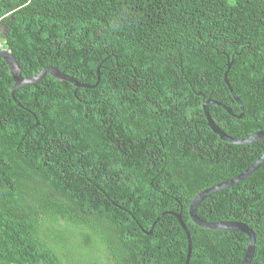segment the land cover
Returning <instances> with one entry per match:
<instances>
[{
	"label": "trees",
	"instance_id": "trees-1",
	"mask_svg": "<svg viewBox=\"0 0 264 264\" xmlns=\"http://www.w3.org/2000/svg\"><path fill=\"white\" fill-rule=\"evenodd\" d=\"M0 37L23 78L91 87L47 74L12 96L0 59V264H185L172 214L189 264H242L248 237L189 208L264 154L202 107L231 110L208 105L231 138L264 132V0H0ZM196 214L248 225L264 264V164Z\"/></svg>",
	"mask_w": 264,
	"mask_h": 264
},
{
	"label": "water",
	"instance_id": "water-1",
	"mask_svg": "<svg viewBox=\"0 0 264 264\" xmlns=\"http://www.w3.org/2000/svg\"><path fill=\"white\" fill-rule=\"evenodd\" d=\"M0 59H3L6 62L7 66L10 69L11 75L13 77L14 85L10 91L12 96H13L14 91L16 89L22 88V87L27 86V85L36 84L40 80H42L47 74L51 75L52 77H54L55 79H57L61 82H70L77 89L80 87L91 88V87H88L86 85H81L80 83H77L74 79H72L71 77L69 78L65 73H62L61 71H59L58 69H56L54 67H47L43 71H41L39 74L35 75L34 77L23 78L21 75L20 67H19L15 57L7 49L0 50ZM102 62L104 63L105 60ZM227 66H228V71H229L231 63L228 62ZM100 67H101V64L98 66V69H97L98 77H100ZM228 71H226L224 74V83L226 85H229L228 79H227ZM98 83H99V79H98ZM97 84L93 88H95L97 86ZM210 104H217L220 106H223V105L216 102V101H212L210 99L205 100L204 98H203V102H202L203 112H204V115L206 117V120L208 121V126H209L210 130L214 134H216L222 142H228V143L235 144V145H245V144H249V143H254V142L259 141V140H264V132L255 133V134H253L250 137L245 138V139H239L238 140V139L231 138L226 133H224L220 129V127L212 120V118L209 114V111H208V105H210ZM223 107L228 111L229 114H232L230 109H227V107H225V106H223ZM237 118H240V117H237ZM263 164H264V154L253 165H251L245 172H243L238 177H236L230 181H227L225 183L215 185V186L201 192L200 194H198L193 199V201L190 205V208H189V216L191 218V221L195 225H197L198 227H200L202 229L212 230V231L240 232V233L245 234L248 237V247H247L245 256L243 258L242 264H251L252 259L254 257V252L256 249V236H255V233L253 232V230L249 226H247L245 223H241V222H232V221L231 222L230 221L206 222L205 220H202L201 218H199L197 216L196 208L200 204L201 201H203L205 198L209 197L210 195H212L216 192H219L221 190H224L228 187L234 186L235 184H237L239 182H242L245 178L252 175ZM163 215H165V213L160 215L159 218H161ZM172 215L174 217H176L180 226L182 227L183 231L186 234V238L188 241V251H187V257H186L185 264H189L190 258H191V252H192V240H191L190 233L188 231L187 226L184 224L181 216L177 215V214H172Z\"/></svg>",
	"mask_w": 264,
	"mask_h": 264
},
{
	"label": "rangeland",
	"instance_id": "rangeland-1",
	"mask_svg": "<svg viewBox=\"0 0 264 264\" xmlns=\"http://www.w3.org/2000/svg\"><path fill=\"white\" fill-rule=\"evenodd\" d=\"M1 43H2V40H1V37H0V50H3L4 48L1 47ZM74 235H76V234L74 233ZM76 236H77V235H76ZM65 241H67L66 238H65L64 242H65ZM76 244H77V246H78V249L76 250L77 252H78L79 250H84V249H86V248L88 247V245H90L89 238H87V237H82V238H80V237H79V239L76 241V240L74 239V237H70L69 240H68V242H67V246H68V248H69L71 251H74Z\"/></svg>",
	"mask_w": 264,
	"mask_h": 264
},
{
	"label": "bare ground",
	"instance_id": "bare-ground-1",
	"mask_svg": "<svg viewBox=\"0 0 264 264\" xmlns=\"http://www.w3.org/2000/svg\"><path fill=\"white\" fill-rule=\"evenodd\" d=\"M4 50V49H3ZM8 50V49H7ZM10 52V51H9ZM11 53V52H10ZM12 54V53H11ZM248 226V225H247Z\"/></svg>",
	"mask_w": 264,
	"mask_h": 264
},
{
	"label": "clouds",
	"instance_id": "clouds-1",
	"mask_svg": "<svg viewBox=\"0 0 264 264\" xmlns=\"http://www.w3.org/2000/svg\"><path fill=\"white\" fill-rule=\"evenodd\" d=\"M204 117H205V115H204Z\"/></svg>",
	"mask_w": 264,
	"mask_h": 264
},
{
	"label": "flooded vegetation",
	"instance_id": "flooded-vegetation-1",
	"mask_svg": "<svg viewBox=\"0 0 264 264\" xmlns=\"http://www.w3.org/2000/svg\"><path fill=\"white\" fill-rule=\"evenodd\" d=\"M261 132V131H260Z\"/></svg>",
	"mask_w": 264,
	"mask_h": 264
}]
</instances>
